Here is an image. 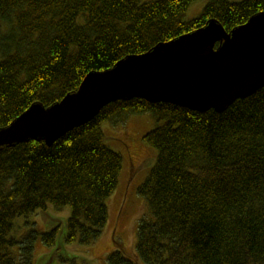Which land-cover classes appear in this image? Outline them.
<instances>
[{
  "label": "trees",
  "instance_id": "16d2710c",
  "mask_svg": "<svg viewBox=\"0 0 264 264\" xmlns=\"http://www.w3.org/2000/svg\"><path fill=\"white\" fill-rule=\"evenodd\" d=\"M0 0V127L32 103L76 90L91 70L113 66L218 19L227 30L264 10V0ZM151 112L143 137L157 160L139 190L149 216L137 258L113 250L109 264H264V87L223 111L118 99L48 144L29 139L0 149V264H32L33 238L14 248V220L50 204L71 207L68 242L92 244L108 222L123 156L103 124ZM48 244L55 230L45 233Z\"/></svg>",
  "mask_w": 264,
  "mask_h": 264
},
{
  "label": "water",
  "instance_id": "95a60500",
  "mask_svg": "<svg viewBox=\"0 0 264 264\" xmlns=\"http://www.w3.org/2000/svg\"><path fill=\"white\" fill-rule=\"evenodd\" d=\"M264 87V10L227 30L216 18L89 71L76 90L45 106L32 103L0 127V149L29 140L48 144L94 118L108 103L139 97L194 110L223 111Z\"/></svg>",
  "mask_w": 264,
  "mask_h": 264
},
{
  "label": "rangeland",
  "instance_id": "374dc122",
  "mask_svg": "<svg viewBox=\"0 0 264 264\" xmlns=\"http://www.w3.org/2000/svg\"><path fill=\"white\" fill-rule=\"evenodd\" d=\"M151 0H142L147 2ZM208 0H196L185 14L189 20L198 16ZM125 122L106 121L103 128L108 145L123 156L118 186L108 198V222L102 235L92 244L68 242V218L71 207L56 209L49 205L26 215L17 216L11 236L16 239L14 248L33 238L32 264H109L108 256L120 249L126 256L137 259L138 227L149 216L147 201L140 186L148 177L157 160V149L144 135L158 123L151 112L129 114ZM55 230V241L48 244L44 234Z\"/></svg>",
  "mask_w": 264,
  "mask_h": 264
}]
</instances>
